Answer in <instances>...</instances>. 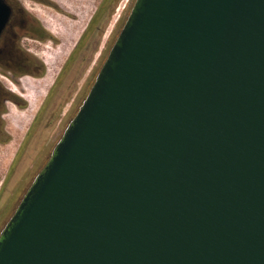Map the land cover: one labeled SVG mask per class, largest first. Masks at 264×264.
<instances>
[{
    "label": "water",
    "instance_id": "water-1",
    "mask_svg": "<svg viewBox=\"0 0 264 264\" xmlns=\"http://www.w3.org/2000/svg\"><path fill=\"white\" fill-rule=\"evenodd\" d=\"M0 264H264V0H135Z\"/></svg>",
    "mask_w": 264,
    "mask_h": 264
},
{
    "label": "flooded vegetation",
    "instance_id": "flooded-vegetation-1",
    "mask_svg": "<svg viewBox=\"0 0 264 264\" xmlns=\"http://www.w3.org/2000/svg\"><path fill=\"white\" fill-rule=\"evenodd\" d=\"M2 1L9 15L0 31V149L9 159L0 173V231L47 162V137H56L79 106L88 82L80 79L94 76L102 65L112 45L106 33L113 7L112 0H102L78 33L82 15L70 1ZM26 1L43 3L56 16L41 20ZM12 137L18 140L13 149Z\"/></svg>",
    "mask_w": 264,
    "mask_h": 264
},
{
    "label": "rangeland",
    "instance_id": "rangeland-1",
    "mask_svg": "<svg viewBox=\"0 0 264 264\" xmlns=\"http://www.w3.org/2000/svg\"><path fill=\"white\" fill-rule=\"evenodd\" d=\"M69 1L73 3V6H75L78 9L79 13H81V15H82V20H81L80 25H79V27L77 29L78 30V33H81L83 31V29H84V27H85V25H86L89 17L92 16V14L95 11V8L98 7V5L100 4V2L102 0H64V2H69ZM134 1L135 0H112L113 7H112V11H111V15L109 17V20L107 22V33H106V35H108L109 33H111V37H112V43L111 44L112 45L115 42V40H116L119 32L121 31V29H122V27H123V25H124V23H125L128 15H129V13H130L131 8H132V6L134 4ZM28 5H29V7L32 8L31 12L33 14L37 15L41 20L42 19L43 20L46 19L47 22H48V18L47 17H49V16H51V17L56 16V13L51 12L50 10H48L47 7L45 5H43V3L34 2V1L33 2L26 1V6H28ZM61 11H63V10L61 9ZM62 13L65 14V12H62ZM64 14L57 13V15H59L60 17L61 16H64ZM48 25H49V23H48ZM112 45L107 44V49H106V52L104 53L103 60L100 62L101 64L104 63V61H105V59H106V57H107V55H108V53H109ZM101 66L102 65H98L96 74L94 76H92V77H90L88 79H86L85 77H83V78L80 79V84L83 83L84 79L88 81L87 82V88L84 91V93H81L80 94V99H79V103H78L79 106L78 107L76 106V109L74 108V111L72 110L73 111V114L71 116L70 121L75 116V114L77 113V111H78L79 107L81 106L83 100L87 96V94H88L91 86L93 85L94 80H95V78H96V76H97V74H98ZM46 80L48 81V83L51 82V78H49V77L46 78ZM68 123H65L64 125L61 126V128L59 129L56 137H47V139H48L49 156H50V154H51L54 146L56 145V143L58 142V140L62 136L65 128L68 125ZM56 128H57L56 125H53V126H51L49 128V136L53 133L54 130H56ZM11 139H12V142H13L11 144V149H13V147H15L14 144L18 140H17V137H12ZM3 152H4V150L3 149H0V173L4 172L3 167L6 166V164L8 162V159H9L8 151H7V153H3ZM35 174L37 175L38 173L35 172L34 175ZM35 176H34V178H35ZM7 221L1 223V230L3 229V227L5 226V224L7 223Z\"/></svg>",
    "mask_w": 264,
    "mask_h": 264
}]
</instances>
